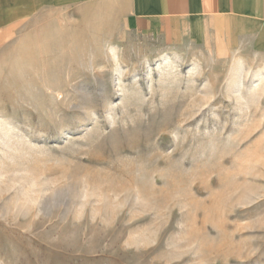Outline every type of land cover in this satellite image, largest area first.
Returning a JSON list of instances; mask_svg holds the SVG:
<instances>
[{
	"label": "rangeland",
	"instance_id": "obj_1",
	"mask_svg": "<svg viewBox=\"0 0 264 264\" xmlns=\"http://www.w3.org/2000/svg\"><path fill=\"white\" fill-rule=\"evenodd\" d=\"M222 60L91 12L4 34L0 264H264V60Z\"/></svg>",
	"mask_w": 264,
	"mask_h": 264
},
{
	"label": "crops",
	"instance_id": "obj_2",
	"mask_svg": "<svg viewBox=\"0 0 264 264\" xmlns=\"http://www.w3.org/2000/svg\"><path fill=\"white\" fill-rule=\"evenodd\" d=\"M95 14L131 31L202 48L222 61L264 60V0H0V40L24 20Z\"/></svg>",
	"mask_w": 264,
	"mask_h": 264
}]
</instances>
